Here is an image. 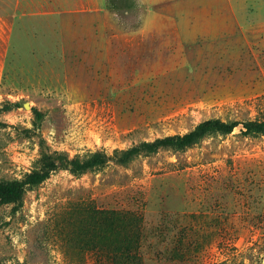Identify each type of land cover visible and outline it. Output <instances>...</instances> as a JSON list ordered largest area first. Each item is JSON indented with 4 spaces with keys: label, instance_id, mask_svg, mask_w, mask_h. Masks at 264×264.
Returning <instances> with one entry per match:
<instances>
[{
    "label": "rangeland",
    "instance_id": "374dc122",
    "mask_svg": "<svg viewBox=\"0 0 264 264\" xmlns=\"http://www.w3.org/2000/svg\"><path fill=\"white\" fill-rule=\"evenodd\" d=\"M145 1L106 0L107 29ZM43 3L0 0V264H264V133L124 153L206 118L264 121V0L193 3V68L116 91L54 49Z\"/></svg>",
    "mask_w": 264,
    "mask_h": 264
},
{
    "label": "crops",
    "instance_id": "0c3cea01",
    "mask_svg": "<svg viewBox=\"0 0 264 264\" xmlns=\"http://www.w3.org/2000/svg\"><path fill=\"white\" fill-rule=\"evenodd\" d=\"M41 1L49 6L41 4L37 15L58 19L51 29L54 49L80 58L88 74L106 77L108 90L116 91L191 70L195 25L188 16L198 8L193 3L201 1L203 9H210L217 0H147L142 24L128 30L107 29L106 0ZM171 1L172 7L167 5Z\"/></svg>",
    "mask_w": 264,
    "mask_h": 264
},
{
    "label": "trees",
    "instance_id": "16d2710c",
    "mask_svg": "<svg viewBox=\"0 0 264 264\" xmlns=\"http://www.w3.org/2000/svg\"><path fill=\"white\" fill-rule=\"evenodd\" d=\"M113 0H111L112 2ZM118 3V1H115ZM142 24V20L138 23V25L133 28H138ZM132 28V29H133ZM128 30V29H124ZM241 124L243 127L244 134H262L264 133V121L259 120H223L218 117L215 118H206L200 121L197 125H195L192 129L184 132V133H175L168 134L164 136H160L155 138L153 141H143L139 145L132 146L124 151V153L128 156H135L139 153L140 150L144 152H153L159 148H173V149H184L189 147L202 139L204 136L211 133H228L233 130L234 127ZM103 160V155L99 152L90 153L87 158L83 161H74V170L83 171L97 162H101ZM31 177L32 182H39L44 177H46L45 173H34ZM15 189L17 187H14ZM14 193H18V189L14 191ZM141 247V242L139 240L135 243V251L133 252V257L138 259L140 254L137 255V250ZM129 255V254H128ZM127 256V255H126Z\"/></svg>",
    "mask_w": 264,
    "mask_h": 264
}]
</instances>
